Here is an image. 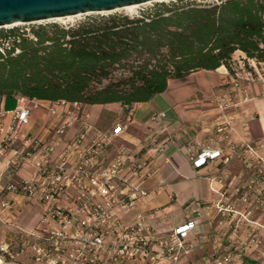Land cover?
<instances>
[{"label": "crops", "instance_id": "obj_1", "mask_svg": "<svg viewBox=\"0 0 264 264\" xmlns=\"http://www.w3.org/2000/svg\"><path fill=\"white\" fill-rule=\"evenodd\" d=\"M229 66L170 79L163 92L136 103L132 120L126 121V129L110 152L115 156L125 148L140 165L145 163L136 173L126 167L116 180L119 189L136 186L144 193L134 209L118 211V215L132 223L143 214L156 234V250H163L162 241L176 227L189 220L196 222L186 240L196 248L180 256L177 264H220L227 255L231 256L227 264H264V65L237 50ZM228 95L232 103L219 108L220 98ZM33 101L40 106L30 112L25 131L46 138L47 128L59 118L50 113V101ZM16 104L17 94H0V111L12 110ZM88 108L90 121L101 129L126 117L120 103ZM162 112L165 117L160 116ZM221 120H230L229 125ZM218 126L224 130L218 132ZM79 128L77 122L67 131L53 157ZM246 145L252 149H245ZM156 146L161 150H154ZM204 147L221 150L222 157L194 167L190 153ZM10 157L0 159V188L28 179L35 171L28 163L13 168ZM4 199L13 200L15 206L2 214ZM45 216L46 208L40 202L0 194V243L21 232L56 226L50 220L43 222ZM252 238L260 240L258 246L250 244ZM13 264L42 263L26 254Z\"/></svg>", "mask_w": 264, "mask_h": 264}, {"label": "built area", "instance_id": "obj_2", "mask_svg": "<svg viewBox=\"0 0 264 264\" xmlns=\"http://www.w3.org/2000/svg\"><path fill=\"white\" fill-rule=\"evenodd\" d=\"M21 35L33 37L30 29L6 34L0 38V52H19L16 45ZM231 103V96L222 97L219 108ZM39 106L38 102L17 94L16 107L0 111V159L10 154L9 164L13 168L28 163L35 170L30 178L11 181L0 188V194H16L27 202H40L46 208L43 222L50 220L56 226L21 232L1 242L0 264H13L26 254L42 264H177L180 256H187L196 248V244L186 241L195 228L194 220L176 227L162 241L163 250H156V234L146 225L143 214H138L132 223H125L118 215V211L134 209L144 196L139 187L124 191L115 182L121 179L126 167L136 173L145 163L140 165L125 148L110 155L115 140L126 129V121L132 120L134 105L126 107L129 111L125 118L119 117L109 128L101 129L90 121L84 106L51 102L49 111L59 122L47 128L46 138L25 131L30 125V112ZM160 116L166 114L162 112ZM230 120L219 122L229 125ZM77 122L80 128L62 152L53 157V151ZM217 130L222 132L224 127L218 126ZM245 149L252 146L246 145ZM154 150L161 148L156 146ZM220 157L221 150L204 147L191 152L189 158L199 168ZM14 206L13 200L4 199L2 214ZM259 243L258 238L250 240L254 246ZM230 260L227 255L220 264Z\"/></svg>", "mask_w": 264, "mask_h": 264}, {"label": "trees", "instance_id": "obj_3", "mask_svg": "<svg viewBox=\"0 0 264 264\" xmlns=\"http://www.w3.org/2000/svg\"><path fill=\"white\" fill-rule=\"evenodd\" d=\"M19 33L10 30L0 34ZM21 35L0 52V94L89 106L120 103L127 113L168 81L215 70L240 50L264 62V0L161 2L138 15L88 17Z\"/></svg>", "mask_w": 264, "mask_h": 264}, {"label": "water", "instance_id": "obj_4", "mask_svg": "<svg viewBox=\"0 0 264 264\" xmlns=\"http://www.w3.org/2000/svg\"><path fill=\"white\" fill-rule=\"evenodd\" d=\"M163 0H0V27L77 14L118 10L128 5Z\"/></svg>", "mask_w": 264, "mask_h": 264}, {"label": "rangeland", "instance_id": "obj_5", "mask_svg": "<svg viewBox=\"0 0 264 264\" xmlns=\"http://www.w3.org/2000/svg\"><path fill=\"white\" fill-rule=\"evenodd\" d=\"M181 0H163V1H151L148 3H144V4H139V6L137 8H135L133 11H128L126 9H118L112 12H105V13H88V14H81L79 16H76L74 18L71 19H63V20H50V21H42V22H34V23H23V24H19L17 26H13V27H0V34H3L7 31L10 30H26V29H32V28H38L39 26H45L48 27L52 24H59L61 26H64L66 28L87 19L88 17L91 16H97V15H109V14H126L129 16H134V15H138L141 12L147 11L151 8H153L154 6H156L157 4L164 2V3H171V2H178ZM182 1H187V0H182ZM206 1H211V0H206ZM89 109V108H88Z\"/></svg>", "mask_w": 264, "mask_h": 264}, {"label": "bare ground", "instance_id": "obj_6", "mask_svg": "<svg viewBox=\"0 0 264 264\" xmlns=\"http://www.w3.org/2000/svg\"><path fill=\"white\" fill-rule=\"evenodd\" d=\"M148 3V2H147ZM139 5L136 4V5H128L124 8H121V9H126L128 11H133L135 8H137ZM112 11H115V10H109V11H103L101 13H105V12H112ZM80 14H77V15H69V16H64V17H56V18H50V19H47L46 21H50V20H63V19H71V18H74L76 16H79ZM44 20H39V21H34V22H42ZM24 22H16V23H13V24H7V25H4V27H12V26H16V25H19V24H23Z\"/></svg>", "mask_w": 264, "mask_h": 264}]
</instances>
